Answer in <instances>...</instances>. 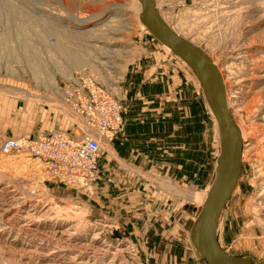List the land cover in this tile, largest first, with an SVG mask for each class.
I'll list each match as a JSON object with an SVG mask.
<instances>
[{"label":"rangeland","instance_id":"374dc122","mask_svg":"<svg viewBox=\"0 0 264 264\" xmlns=\"http://www.w3.org/2000/svg\"><path fill=\"white\" fill-rule=\"evenodd\" d=\"M64 1L0 0V143L58 131L74 140L98 136L56 94L79 73L121 86L124 130L102 138L101 180L90 188L43 184L38 162L0 154V264H207L191 228L222 142L199 80L142 24L139 0ZM155 2L163 20L221 70L235 97L234 120L253 145L243 152L217 235L227 254L264 264V227L254 222L264 219V0ZM113 3L123 9L115 14L131 18L112 39L91 43L70 31L65 9L97 19ZM128 114L154 121L138 143L151 155L135 161L118 154Z\"/></svg>","mask_w":264,"mask_h":264},{"label":"built area","instance_id":"2783aa9c","mask_svg":"<svg viewBox=\"0 0 264 264\" xmlns=\"http://www.w3.org/2000/svg\"><path fill=\"white\" fill-rule=\"evenodd\" d=\"M56 94L69 111L99 135L84 134L74 140L58 131L38 138L7 137L0 143V154H24L38 162L44 175L43 184L58 183L74 188L97 186L101 180L102 138L111 141L124 130L122 88L72 74Z\"/></svg>","mask_w":264,"mask_h":264},{"label":"water","instance_id":"95a60500","mask_svg":"<svg viewBox=\"0 0 264 264\" xmlns=\"http://www.w3.org/2000/svg\"><path fill=\"white\" fill-rule=\"evenodd\" d=\"M140 1L142 24L193 70L221 131L222 153L210 195L192 225L191 240L207 264H252L249 258L225 253L217 235L221 214L239 182L244 145L241 130L227 103L222 77L202 48L179 35L163 20L155 0Z\"/></svg>","mask_w":264,"mask_h":264},{"label":"bare ground","instance_id":"6f19581e","mask_svg":"<svg viewBox=\"0 0 264 264\" xmlns=\"http://www.w3.org/2000/svg\"><path fill=\"white\" fill-rule=\"evenodd\" d=\"M60 4H62L63 5V3L65 2L64 0H57ZM139 2H140V5H141V13H142V4H141V1L139 0ZM156 3V2H155ZM109 6L107 7V9L104 11V12H102L101 14H99L98 16H99V18H97V17H95V18H97V19H94V18H87V19H84V18H81V17H77V16H75L72 12H70L68 9H65L66 11H68V15L70 16V19H71V21L73 22V25H70L69 27L71 28L72 27V29L70 30V31H72V32H75L76 34H78V35H80V36H89L90 38H93L92 40H90L89 42H94V43H101V41H102V39L104 40V39H112V36H111V34H110V32L111 31H117L118 29H119V26L120 25H124V24H126V23H128L129 22V18H131V17H129V18H125V16H126V14L124 13V14H115L116 13V11L117 10H120V9H122V7H121V5L120 4H116V3H113V4H108ZM61 6V5H60ZM157 9V8H156ZM123 10V9H122ZM121 11V10H120ZM109 12H114V13H111L112 15L110 16L109 15V17L106 15L107 13H109ZM97 16V15H96ZM107 17L106 19H104L103 20V18L104 17ZM163 18V17H162ZM93 19V20H92ZM95 21V22H94ZM140 21H141V16H140ZM62 22H63V20L61 21L60 19H58L57 20V23L58 24H62ZM91 22H93V23H91ZM64 24V23H63ZM168 24V23H167ZM169 25V24H168ZM124 26H126V25H124ZM123 26V27H124ZM128 26V25H127ZM60 28V27H59ZM73 30H75V31H73ZM179 34V33H178ZM180 35V34H179ZM182 36V35H181ZM183 37V36H182ZM93 47H95V45H93ZM169 51H170V49L167 47V46H165ZM102 48V47H101ZM113 52H116V53H127V52H129L128 51V49L127 48H124V49H121V50H119V49H117V50H112ZM184 61V60H183ZM185 62V61H184ZM212 64H213V62H212ZM214 66V65H213ZM215 67V66H214ZM217 68V67H216ZM218 69V68H217ZM218 71H219V74H220V76H221V70H219L218 69ZM222 77V76H221ZM222 81H223V77H222ZM223 86L225 87V82L223 81ZM230 86V85H229ZM228 88V87H227ZM226 87H225V90L227 89ZM233 89V88H232ZM233 91V90H232ZM228 92V93H227ZM226 98H227V103H228V106H229V109H230V111H231V113H232V116H233V119H235L234 118V114H233V110H232V102H233V99L235 98L232 94H231V91L229 90V88H228V91L226 90ZM235 102V101H234ZM65 107V106H64ZM69 110V109H68ZM235 112V111H234ZM211 114L213 115V113L211 112ZM213 117L215 118V116L213 115ZM77 118H79V117H77ZM80 119V118H79ZM215 120H216V118H215ZM80 121H81V119H80ZM217 121V120H216ZM235 121V120H234ZM82 122V121H81ZM83 123V122H82ZM219 125V124H218ZM83 126L85 127V125L83 124ZM83 127V128H84ZM86 128V127H85ZM89 129V128H88ZM88 133V132H87ZM242 139H243V141H244V145H243V152L245 153L246 152V149H248L250 146H251V144H252V141H251V138L248 140V141H246L244 138H243V136H242ZM107 141V140H106ZM253 145V144H252ZM222 153V152H221ZM5 156V155H4ZM243 157V156H242ZM37 166V165H36ZM38 167V166H37ZM39 168V167H38ZM37 168V169H38ZM260 170V169H259ZM41 171V170H40ZM42 174V173H41ZM262 174H264V173H262ZM43 175V174H42ZM41 175V176H42ZM215 178V177H214ZM264 180V179H263ZM214 181V180H213ZM212 185H213V183H212ZM212 185H211V188H210V191H209V193L207 194V197H206V199H205V201H204V203H203V205H202V207L204 206V204L206 203V201H207V199H208V197H209V195H210V192H211V189H212ZM264 189V188H263ZM260 201V200H259ZM228 204V203H227ZM259 206H262V204L261 205H259ZM224 211V210H223ZM249 211V210H248ZM263 211V210H262ZM250 212V211H249ZM223 213V212H222ZM222 215V214H221ZM221 218V217H220ZM219 221H220V219H219ZM254 222H256L255 224H257L258 226H260V227H264V219H262V218H258V219H256V221H254ZM218 224H219V222H218ZM217 227H218V225H217ZM226 253V252H225Z\"/></svg>","mask_w":264,"mask_h":264},{"label":"crops","instance_id":"0c3cea01","mask_svg":"<svg viewBox=\"0 0 264 264\" xmlns=\"http://www.w3.org/2000/svg\"><path fill=\"white\" fill-rule=\"evenodd\" d=\"M133 116L126 115V130L125 133L122 135L118 136L121 138V142L117 144L118 149H119V155H121L123 158L129 160V161H135L136 157L139 155H143L144 153H148L151 155V152L148 151L147 146L143 147L140 146L138 143H141V140L143 139V135L145 132V129L151 125L154 129V121L151 123L146 122L144 117L141 116V120H132ZM148 123V124H147ZM148 125V126H147ZM118 138V139H119ZM150 141H153L154 138L151 136L149 138ZM100 165V171L102 170V164H101V159L99 162Z\"/></svg>","mask_w":264,"mask_h":264}]
</instances>
